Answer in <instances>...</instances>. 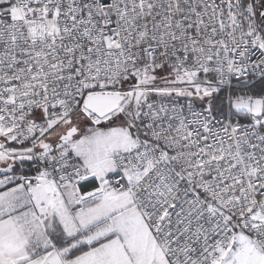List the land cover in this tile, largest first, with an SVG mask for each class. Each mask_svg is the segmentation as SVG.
<instances>
[{"label": "snow or ice", "instance_id": "1", "mask_svg": "<svg viewBox=\"0 0 264 264\" xmlns=\"http://www.w3.org/2000/svg\"><path fill=\"white\" fill-rule=\"evenodd\" d=\"M0 264H264V0H0Z\"/></svg>", "mask_w": 264, "mask_h": 264}]
</instances>
